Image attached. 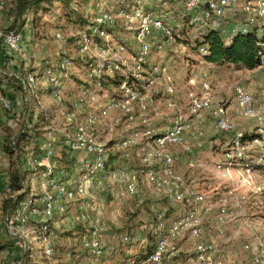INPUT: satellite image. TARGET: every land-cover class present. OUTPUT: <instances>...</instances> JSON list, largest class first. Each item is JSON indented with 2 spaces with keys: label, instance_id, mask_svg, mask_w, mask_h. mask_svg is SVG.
I'll use <instances>...</instances> for the list:
<instances>
[{
  "label": "built area",
  "instance_id": "2783aa9c",
  "mask_svg": "<svg viewBox=\"0 0 264 264\" xmlns=\"http://www.w3.org/2000/svg\"><path fill=\"white\" fill-rule=\"evenodd\" d=\"M233 5L240 7L250 23L264 25V0H183L177 13L145 9L143 0H86L79 10L85 22L75 29L54 31L58 48L39 69L24 62L21 31H0L5 64L13 67L9 73H0V84L10 77L20 82L22 101L33 111L35 128L28 132L39 145L37 152L28 146L23 149L21 162L29 172L20 180V187L13 190L7 179L3 184L1 201L10 198L16 205L3 209L0 201V233L9 243L0 252L2 264H78L70 251L63 253L64 258L56 256L54 228L71 229L86 222L90 228L80 239L79 248L92 257H102L99 210L103 204L89 199L90 188L122 179V193L135 195L139 190L137 176L123 166L113 169L108 164L110 149L128 151L134 147L139 161L148 166L143 181L155 191L166 192L180 208L168 223L164 212L157 213L156 244L147 261L162 263L178 256V242L186 237L192 245V264H223L224 254L217 249L216 239L233 228L246 234L243 249L251 254L252 264H264V233L253 227L244 206L247 196L240 190L256 196L263 193L254 172L256 165L264 162V105L257 104L242 85L230 86L240 115L258 127L254 137L246 138L229 116L226 100L217 99L201 73L189 76L190 87L180 91L169 68L150 60L153 38L162 34L172 39L173 21L188 18L205 25ZM258 44L263 47L264 40ZM200 51L206 53L203 47ZM261 60L264 66L262 53ZM76 68L84 72V79L68 89ZM42 92L57 105L59 128L37 124L38 117L48 113ZM156 92L161 96L156 97ZM179 94L184 97V109L176 101ZM161 99L167 111L163 115L166 124L158 129L152 120L161 115ZM0 106L9 115L14 110L11 100L1 92ZM27 112L22 111L19 117L24 126ZM207 114L217 131L229 135L216 164L219 178L228 185L215 201L211 198L216 190L204 192L175 169L172 151L184 144L187 131ZM39 128L50 129L37 136ZM15 139L11 145L20 171ZM59 142L76 153L72 173L54 162ZM252 151L259 154L255 160ZM18 195L23 198L16 202ZM204 223L217 230V235L201 239Z\"/></svg>",
  "mask_w": 264,
  "mask_h": 264
},
{
  "label": "rangeland",
  "instance_id": "374dc122",
  "mask_svg": "<svg viewBox=\"0 0 264 264\" xmlns=\"http://www.w3.org/2000/svg\"><path fill=\"white\" fill-rule=\"evenodd\" d=\"M78 1L80 0H72V3L67 8H64L62 3L53 2L49 6V9L46 8V6L45 9H38L35 7L25 14L24 17L25 21H27L28 28L27 34L29 33L31 39V43L29 44L31 52L30 57L37 59L36 61H40L43 55L50 54L55 50L58 46V42L54 38L55 30L69 27L75 29L81 24L78 14L74 11L76 2ZM11 3L12 0H5V6L3 8L0 6V31L10 25L21 27L20 22H16L15 19L11 17L12 15L9 9ZM159 5V0H153L151 2V6L154 8H157ZM62 10L70 12L69 15L65 16ZM224 15L232 20L235 19L237 22L241 17L237 7L232 10H227ZM187 29H189V25L185 27V30ZM192 33L193 30H191V32L189 30L186 34H183V36H190L189 39L192 41L194 39ZM162 41L163 38L156 39L155 45L151 49L150 60L170 67L168 68L173 72L176 85L180 91H184L187 88V77L197 70L202 73V76L206 80L211 82L217 99L222 98L226 100L230 97L227 103L228 106L233 103L231 101L232 96L228 95L231 94L230 86L232 84L237 83L245 86V82L251 83L253 94L257 92L256 82H260L264 87V66L254 70L235 69L232 66H226L220 69L215 67L210 68L197 62L200 61L201 58L198 56L197 51L192 49L188 43L177 39L165 43ZM75 62L78 64L77 60H75ZM72 77L77 78L74 74ZM253 97L257 104L264 105L263 99L258 102V97ZM176 101L178 105L184 109L186 105L184 97L179 94L176 97ZM159 109L162 116L158 120V124H166V122L163 121L165 111L164 99L159 100ZM229 112L237 117L236 119L233 118V120L238 130L245 134L257 131L258 127L256 123L242 117L240 113L237 112V109H235V106L233 107V104L231 108H229ZM205 118L207 124L202 128L201 134L195 130L194 124L193 129L187 131L184 144L176 147L173 151L175 155H177L175 164L178 171L183 174L185 179L192 182L198 188L206 189L204 192L216 190L214 197L211 198L212 201H215L220 194L219 192H223L228 185L226 181L219 178L216 169V164L221 159L222 151L228 138L214 128L212 118L209 115H206ZM9 125L14 126V123L9 122ZM48 129L50 128H39L37 132L40 134V132ZM1 131L3 134L9 132L8 135L4 134L6 135L5 137H13L20 132L19 130H11L7 127L6 129L2 127ZM215 138L218 139L217 142L213 141ZM186 147H190V150H188L190 153L185 152ZM252 152L255 156L253 160H255L259 154L257 151ZM130 153L132 154V151ZM2 163L6 164V161L4 160ZM19 165L20 169L23 171L25 166L22 165V163ZM254 173L255 182L263 187V193L256 196L246 189L240 190L247 196L244 206L249 213V219L253 227L260 233H264V170L257 169ZM73 178L77 179V175L75 174ZM117 183L124 185L122 179ZM112 184L115 185V183L112 182H104L94 186L97 192L101 194L99 195L98 193V197L94 199V201L98 205L103 204V208L99 210V215H103L100 222L103 228L101 231L102 257H91L87 253L80 252L79 240L85 232L81 231V229H75L73 233L67 226H64L62 230L56 231V243L59 248L73 250V254L79 256L78 264H192V245L190 240L186 237L178 242L179 255L172 258L170 261L152 263L146 259L141 260L147 247L155 241L153 235L155 231L154 213L157 208L152 205L150 199H156L160 192L153 190L150 186L141 182L139 186V188H141L140 194L145 201L139 204L137 197H130L127 199L123 195L120 197L115 195L116 198L112 196V192L109 191ZM107 191L110 197L104 195ZM147 197L150 198L147 199ZM156 201L160 203L162 201V203L159 204L160 207L168 205L167 201ZM172 211L174 210L172 209ZM172 211L169 213V221L175 216V212ZM215 231L217 230H214L210 225L204 223L201 239L207 240L215 236L217 234ZM124 236H128V239L124 240ZM246 239V234L242 232L236 233L233 228H229L224 232L223 236H219L216 239L217 249L224 254L223 264H252L251 254L243 249ZM131 259H135V262L131 263ZM0 264H2L1 258Z\"/></svg>",
  "mask_w": 264,
  "mask_h": 264
},
{
  "label": "trees",
  "instance_id": "16d2710c",
  "mask_svg": "<svg viewBox=\"0 0 264 264\" xmlns=\"http://www.w3.org/2000/svg\"><path fill=\"white\" fill-rule=\"evenodd\" d=\"M152 1L153 0H143L144 8L145 9H163L164 11H173V12L177 13L179 11V9L181 8L182 3H183V0H159L160 5L157 6V8H154L151 6ZM53 2L62 3V6L64 8L65 7L67 8L72 3V0H12V3L9 5L10 14L13 16V18L15 19L16 22L17 21H18V23L20 22V26L22 27L25 23V17L24 16L30 9H33L35 7L38 9H45V6H46V8L49 9L50 8L49 6ZM84 2H86V0H80V1L76 2V6L74 8V11L78 14V17L80 18V21H81L80 25H82L86 20V17H84L83 13L79 11L82 3H84ZM4 6H5V1H4L3 5L1 6V8H3ZM235 7L238 8L239 13L241 14L240 19L239 20L237 19L238 22L235 19L232 20L228 17H225V15H224L225 13L221 16H213L212 19L209 20L208 23L205 25H199V24L192 23L188 18H185L182 21H178V22L173 21L171 23L172 36H173L172 39H169L168 37H166L165 35H162V34H156V36L153 38L151 49L155 45L156 39L163 38V41H162L163 43L171 42V41L177 39L179 41L182 40V41L188 43L192 49L197 51L198 56H200V58H201V60L197 61V62L204 64L206 67H210V68L215 67L217 69H220L222 67L232 66L235 69H247V70H254L258 67H262L263 64H262V60H261V53L264 54V46L263 47L259 46L258 42L260 40H264V25L261 24L260 22L250 23L249 21H247L245 18V15L242 13L239 6L233 5L227 10H232ZM63 11L64 10H62V12ZM69 13L70 12L64 11L65 16L69 15ZM187 25H189V29L185 30V27ZM21 27L10 25L8 28H5V29L12 30V29L17 28V30L20 31ZM261 28L263 29V31H261ZM60 29H62V28H60ZM63 29H67V28H63ZM189 30H190V32H191V30H193L192 36H194V39L192 41H190L191 39H189L190 36L189 37L183 36V34H186ZM2 47H3V45H2V42L0 41V48H2ZM201 47L206 49V53H202L200 51ZM4 58L5 57H3V59ZM3 61L5 62V60H3ZM7 66H9V65H7ZM18 68L19 67H16V69H18ZM197 73H201V72L199 70H197L193 74H197ZM193 74H190L189 76H191ZM189 76L187 77V79L189 78ZM187 79H186V85L188 88L190 86L187 84ZM6 83L8 84L7 88L11 87L13 90L21 93V101H22V91H21L20 82L17 81L15 78L10 77L6 82H4V85H6ZM2 84H0V92L3 95H5V93L3 91L4 85L2 87L1 86ZM210 84H211V82H210ZM242 86L245 87L244 85H242ZM245 88L247 89V87H245ZM230 95L234 99L232 92ZM155 96L160 97L161 93L156 92ZM22 104L25 105L24 102ZM226 104H227V102H226ZM227 106H228V104H227ZM0 108H1V106H0ZM228 111H229V109H228ZM13 113L14 112H12V114ZM3 114L6 115L7 113H5L3 111ZM17 114L19 115L18 116V120H19V117L22 114V111H20ZM32 114H33V111L28 109L27 117H26L27 126H24L20 120L18 121V126L16 125V127H17L16 130L20 131L18 135H15L13 137H5L6 135L3 136V152L5 154L9 155L8 162L10 163V165L13 164V167L9 168L10 171H9V175L7 177V180L9 181V184L13 190L20 187V184H21L20 180L24 179L26 177L29 170L27 169V167H25L23 171L22 170L18 171V166H14V163H13L14 161L12 160V157H11L13 154V148H12L11 142L16 137V139L14 140L15 141L14 143H15V148L18 152V161L20 162V164L22 163L21 160L23 158V154H24L23 149L25 148V146L30 147V149L34 152L39 151L38 141L36 139H32V137L30 136V134L28 132L29 130L35 128V125L32 123ZM7 115H9V114H7ZM229 116L231 117L230 114H229ZM205 117H206V115H205ZM205 117H204V119H205ZM0 123L2 124L1 117H0ZM28 124H30V125L28 126ZM22 129H24V132H21ZM218 132H220V131H218ZM220 133H223L224 135H226L227 138L229 136L227 133H224V132H220ZM5 134L8 135L9 132L8 133L6 132ZM40 134H41V132H40ZM40 134H39V132H37V136H39ZM255 135H256V133L253 132V133L245 134L244 137L252 138ZM111 143H112V141L109 142V145H111ZM225 144H226V142H225ZM179 146H182V145H178V146L173 147L172 151L174 149H176V147H179ZM56 150L58 152V155H57V157L54 158V162L58 165V167L65 169L69 173H72L73 167L75 166V164L77 162L76 155L73 154L65 145H63L60 142L56 144ZM131 151H132V154L130 153ZM185 152L190 153V151H188L187 149ZM176 157H177V155H175V153L173 151L174 167L178 171V168L175 164ZM127 163H129V164H127ZM108 164L113 169L120 167V166H123L124 168H126L127 172L133 173L137 176L139 186H140L141 182L146 184L143 181V175L142 174L148 169V166L143 165L139 161V158L136 156V148L135 147L129 149L128 151L110 149L109 150V157H108ZM19 168H20V165H19ZM255 168H256V170L257 169L258 170H264V162L256 165ZM121 186H123V184ZM199 189H202L203 191L206 190L203 188H199ZM140 193H141V188H139L138 192L135 195H132L129 197H132V198L137 197L139 204H142V203H144L145 199L141 196ZM126 196H128V195H126ZM107 197H110V195H108ZM158 197L166 199V201L168 202V205L161 207V209L155 210V213H154V225H155V227H156V215L160 211L164 212L165 222L166 223L169 222V219H168L169 213L173 209V207L171 206L170 203H174V202H172L170 196L166 192L165 193L160 192V194H158ZM22 198H23V195H18L16 202H19ZM12 201L13 200L10 198L2 199V201H1L2 208L8 209V208L14 207L16 204L13 203ZM177 213L178 212L175 213V216L177 215ZM93 218H94V216H93ZM155 227H154V230H155ZM89 228H90V225L88 222L76 223L74 225V227L71 228L70 230L73 231V233H74L75 229H81V231L86 233ZM57 230H62V229H60V227L54 228V233L56 236H57V234H56ZM153 235L155 237V241H153L151 243V245H149L147 247V250L143 253L141 260L147 259V257L150 255V253L153 252V250L155 248L156 237H157L156 231H154ZM56 236H55L56 256L64 258L63 253L65 251H70L73 258L78 263V257L79 256L73 254V250H66V249L59 248V246L56 243L57 242ZM126 237L128 238V236H126ZM8 245H9V243L6 241L4 236L0 233V252ZM79 250H80V252L82 251L80 248H79ZM82 252H84V251H82ZM84 253H86V252H84ZM0 258L2 259V262H3V257L1 255H0ZM133 260L135 262V259H133ZM163 262H165V261H163Z\"/></svg>",
  "mask_w": 264,
  "mask_h": 264
},
{
  "label": "crops",
  "instance_id": "0c3cea01",
  "mask_svg": "<svg viewBox=\"0 0 264 264\" xmlns=\"http://www.w3.org/2000/svg\"><path fill=\"white\" fill-rule=\"evenodd\" d=\"M1 1H3V3H4L5 0H1ZM11 17L13 18V16H11ZM8 27H5V28H8ZM5 28H3L2 30H4ZM27 29H28L27 28V21H25L24 25L20 29V31L22 33V36H23L22 48H23V52H24V62H25L26 65H28V67H30L32 69H34V68L39 69L41 67V65L44 63L43 60L46 59L47 57H51L55 53V51L57 50L58 46L55 48V50L52 53L45 54V55H43L40 58V61H36L37 59H33V57H30V53L31 52H30V49H29V44L31 43L30 42L31 39L29 37V33L27 34V32H28ZM3 57H4V49L2 47V48H0V73H2V72L9 73L10 71H13V68L11 66H7L5 64V62L3 61L4 60ZM169 71L173 75V72L171 71V69H169ZM73 74L77 78L72 77L74 80L70 79L68 81V89H71L73 86L75 87L77 84H80L83 81V79H84V72L80 68H76V70L72 71V75ZM3 85H4V82H3V84L1 86L3 87ZM7 85H8L7 83H6V85H4L3 91H4L5 95L11 100V102L13 104V107H14V111L13 112L15 114L13 113L12 115H7V114L4 115L2 109L0 108V117H1V122H2V124L0 123V198H1V191H2V188H3L4 181L7 179L8 175H9V171H10L9 168L13 167V164L10 165V163L7 162L8 159H9V155L5 154L3 152V136H4L5 133L4 134L2 133L1 128L2 127H5V128L7 127V128H10L11 130H16L17 129L16 125L18 126V121H19L18 120V116L19 115L17 113H19L20 111H23V112L26 111V110L28 111V109L31 110V107H27L26 105L22 104L23 102L21 101V93L13 90L11 87L7 88ZM245 86L250 91V93L252 92L251 94L253 96L258 97V102H260V100H262V99L264 100V87H263V85L260 82H256L257 92H254V94H253V89L251 88V86H252L251 83L245 82ZM40 95H41V98H42L43 102L49 108L47 107V109H48V113L47 114H45V115L41 114L38 117L37 124L39 126H41V127H52V128L55 127V128H59V123H58L59 122L58 121L59 118H58V116H56V110H57L56 103L52 100V98L47 93L42 92V93H40ZM228 95L231 96L230 94H228ZM229 98L230 97H228L226 99L227 103L229 101ZM231 101L233 103L229 104L228 109L231 108V106L233 104V107L235 106V109H237V112L239 113L238 108L236 107V104L234 103V99L231 98ZM164 112H167V111L165 110ZM230 115L234 119L237 118L236 116H234L231 113H230ZM161 116L162 115H155L153 117V120H152L153 124L156 127H158V129H160V128H162V126H164V124H158V122H159L158 120L161 118ZM163 119H164L163 121L166 122V118L163 117ZM9 122L14 123V126L9 125ZM196 123L197 124H195V126H194L195 130L199 134H201L202 128L205 126V124H207L206 118L203 119L202 121H199V122L197 121ZM217 140L218 139L215 138L213 141L217 142ZM57 154H58V152H57ZM11 157H12V160L15 162L14 154H12ZM4 160L6 161V164L2 163V161H4ZM127 164H129V163H127ZM94 186L95 185H93L90 188V197L91 198L89 197V199L92 200L93 202H95L94 199H96L98 197L97 194L99 193V192H97V190H96V188ZM122 189H123V187L119 183L116 182L115 185L112 184V186L110 187L109 191L112 192L111 195L114 196L115 198H116L115 195H117V197L118 196L120 197L121 195H123L127 199L130 198L129 196H126V195L122 194ZM108 194L109 193L107 191L104 195L108 196ZM99 195H101V194L99 193ZM149 198L150 197H147V199H149ZM150 200L152 202V205L155 208H157V210L161 209L159 204H161L162 201L160 203V202H157L156 200H164V201H166V199L160 198V197H156V199H150ZM0 201H1V199H0ZM170 204H171V206L173 207V210H174L172 212L176 213V212H178L180 210L179 206H177L175 203H170ZM93 216H94V213L91 212V217L93 218ZM102 216H103L102 214L99 216V221L102 220Z\"/></svg>",
  "mask_w": 264,
  "mask_h": 264
}]
</instances>
